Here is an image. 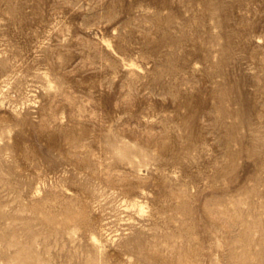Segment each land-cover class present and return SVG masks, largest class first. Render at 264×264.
Here are the masks:
<instances>
[{"label":"rangeland","instance_id":"obj_1","mask_svg":"<svg viewBox=\"0 0 264 264\" xmlns=\"http://www.w3.org/2000/svg\"><path fill=\"white\" fill-rule=\"evenodd\" d=\"M0 264H264V0H0Z\"/></svg>","mask_w":264,"mask_h":264}]
</instances>
